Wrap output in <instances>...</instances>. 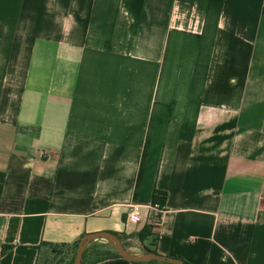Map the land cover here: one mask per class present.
Here are the masks:
<instances>
[{
	"label": "crops",
	"instance_id": "crops-1",
	"mask_svg": "<svg viewBox=\"0 0 264 264\" xmlns=\"http://www.w3.org/2000/svg\"><path fill=\"white\" fill-rule=\"evenodd\" d=\"M100 231L264 264V0H0V264Z\"/></svg>",
	"mask_w": 264,
	"mask_h": 264
},
{
	"label": "trees",
	"instance_id": "trees-1",
	"mask_svg": "<svg viewBox=\"0 0 264 264\" xmlns=\"http://www.w3.org/2000/svg\"><path fill=\"white\" fill-rule=\"evenodd\" d=\"M166 200V193L160 192L158 190H154L152 194V203H158L163 206ZM146 232V233H145ZM145 233V234H143ZM121 240V243L124 247H126L125 240L127 236L124 234L114 233ZM152 234L149 233V227H144V229L140 232L138 236L140 241H143L145 237H150ZM79 239L74 241L72 244H64V243H51V242H41L39 245L34 248L37 250V256L35 264H62L68 257V250L71 249V255L67 262V264H73L76 249L78 246ZM154 243H150V247H146V251L155 252L153 248ZM11 246L10 245H2L0 253L3 254L7 251ZM114 257H121L114 246L108 241H99V240H91L84 249L81 264H94L99 261L110 259ZM180 260L184 261L181 257H176ZM70 261V262H69ZM136 264H171L164 261L159 260H150L147 262H135ZM187 263V262H186Z\"/></svg>",
	"mask_w": 264,
	"mask_h": 264
},
{
	"label": "water",
	"instance_id": "water-1",
	"mask_svg": "<svg viewBox=\"0 0 264 264\" xmlns=\"http://www.w3.org/2000/svg\"><path fill=\"white\" fill-rule=\"evenodd\" d=\"M93 239H104L110 242L116 249L117 253L122 258L130 262H147L150 260H159L171 264H188L176 257L164 256L150 251H146L144 254H140V255H133L130 252H128L126 248L122 245L121 240L118 238V236L109 231H100V232L83 234L79 239L73 264H81V259L84 249L87 246V244Z\"/></svg>",
	"mask_w": 264,
	"mask_h": 264
},
{
	"label": "built area",
	"instance_id": "built-area-1",
	"mask_svg": "<svg viewBox=\"0 0 264 264\" xmlns=\"http://www.w3.org/2000/svg\"><path fill=\"white\" fill-rule=\"evenodd\" d=\"M152 206L161 208L158 203H151ZM141 208L142 205L131 203L127 205L126 221L132 224H138L141 220Z\"/></svg>",
	"mask_w": 264,
	"mask_h": 264
},
{
	"label": "rangeland",
	"instance_id": "rangeland-1",
	"mask_svg": "<svg viewBox=\"0 0 264 264\" xmlns=\"http://www.w3.org/2000/svg\"><path fill=\"white\" fill-rule=\"evenodd\" d=\"M95 240H100V239H95ZM105 241H106V240H105ZM125 243H127V245H128V244L131 243V241H130V240H129V241H125ZM69 258H70V256H69ZM69 258H68V260H69ZM69 262H70V261H69ZM62 264H66L65 261H64Z\"/></svg>",
	"mask_w": 264,
	"mask_h": 264
}]
</instances>
